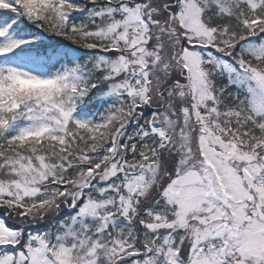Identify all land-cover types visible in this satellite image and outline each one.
<instances>
[{"label":"snow or ice","instance_id":"6c2138e0","mask_svg":"<svg viewBox=\"0 0 264 264\" xmlns=\"http://www.w3.org/2000/svg\"><path fill=\"white\" fill-rule=\"evenodd\" d=\"M0 264H264V0H0Z\"/></svg>","mask_w":264,"mask_h":264}]
</instances>
